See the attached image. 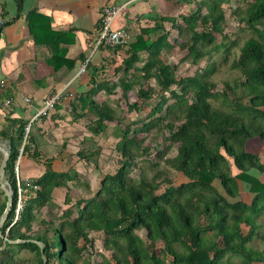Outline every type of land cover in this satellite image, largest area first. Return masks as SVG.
Returning <instances> with one entry per match:
<instances>
[{"label": "trees", "instance_id": "obj_1", "mask_svg": "<svg viewBox=\"0 0 264 264\" xmlns=\"http://www.w3.org/2000/svg\"><path fill=\"white\" fill-rule=\"evenodd\" d=\"M229 1L193 0L192 11L161 18L171 24L169 30L157 23L141 29L135 40L117 47L127 48L115 71L122 77L112 83L93 77L96 92H121L116 101L108 98L102 105L91 95L78 100L97 116L89 130L100 143L110 123L116 124V164L94 189L74 168L56 172L46 162V172L33 181L38 189H29L20 220L7 233L9 241L21 240L17 246L32 253V264L44 262L39 246L29 240L44 243L48 264H264V161L249 149L264 145V0H238L232 11L233 22L245 35L238 54L225 32ZM172 30L184 41L172 39ZM176 46L186 51L182 62L197 67L193 75L179 76L177 64L161 60L163 52ZM216 58L222 59L220 65ZM225 64L237 78L219 90L213 76ZM130 92L140 102H129ZM151 101L145 118L122 124L125 113L138 116ZM24 127L10 124L0 131V140L11 148L6 177L13 189L4 236L17 201L13 167ZM155 132L167 146L156 145L153 154L145 142ZM173 146L177 154L167 157ZM102 150L99 145L78 157L99 170ZM58 188L66 189L60 215L52 212ZM73 189L79 191L77 199ZM6 204L0 190V217ZM45 207L51 210L50 219L42 216ZM138 231L145 232L146 240ZM97 240L102 241L101 251ZM256 240L262 247L253 245ZM3 243L4 256L12 260V245L0 236Z\"/></svg>", "mask_w": 264, "mask_h": 264}, {"label": "crops", "instance_id": "obj_2", "mask_svg": "<svg viewBox=\"0 0 264 264\" xmlns=\"http://www.w3.org/2000/svg\"><path fill=\"white\" fill-rule=\"evenodd\" d=\"M113 4L122 7L113 28H128L132 32L130 41L141 29L156 23L169 30L171 24L161 18H176L195 7L193 0H22L20 6L17 0H0V131L10 124H31L30 144L20 163V181L27 196V182L41 177L48 161L56 172L74 168L84 182L94 186L93 170L78 155L102 145L101 164L106 143H100L90 132L89 126L96 124L97 116L89 112V105L82 108L78 100L91 95L92 101L102 105L108 98L118 97L119 88L116 96L107 95L105 90L96 92L92 84L93 77L109 83L122 77L115 71L127 57V48L96 47L102 8ZM59 92L62 100L56 108L46 116L36 117L44 100ZM27 98L30 102H26ZM7 99L13 102L12 108L3 104ZM22 147L23 143L19 150ZM65 196V188L53 191L55 207L63 205ZM50 211L43 208V218L49 219ZM3 240L12 245L14 257L7 260V246L3 243L0 264L4 257L6 264L33 263L32 253L17 246L21 240Z\"/></svg>", "mask_w": 264, "mask_h": 264}, {"label": "rangeland", "instance_id": "obj_3", "mask_svg": "<svg viewBox=\"0 0 264 264\" xmlns=\"http://www.w3.org/2000/svg\"><path fill=\"white\" fill-rule=\"evenodd\" d=\"M239 5L238 0H230L228 3L225 4V14H226V24H225V32L227 34H231V39L235 44H237V46L233 49V52L235 54L239 53V46L242 44L243 39H245V35L240 34V32L238 31V27L237 25H235V22H233V13L232 11ZM170 28V27H169ZM172 39L173 38H177L179 42L184 41V38L179 37L178 35V31L177 30H172ZM230 40H227L226 42H229ZM186 51H183L180 49V47L176 46L171 52H163L162 56H161V60L169 65H176L178 66V70H177V74L179 76H191L195 73V71L197 70L196 66L190 65L188 62H182V58L185 56ZM217 60V64L220 65V63H222V59L220 58H216ZM207 64V60H203L201 63L202 68H204ZM237 78V73L230 70L229 65L225 64V65H221L219 66V70L218 72L213 76V80L216 82L217 87L219 90H223L225 88V83L228 81H234ZM121 92L118 93V97L120 96ZM118 97H114L111 101H116ZM127 100L129 102H140L136 99L135 93L134 92H130L129 96L127 98ZM154 101L149 102V104L147 105V107L145 108V110L141 111L139 113V115L137 116L134 113H125L122 116V124L124 126H128L131 124V122L136 118V117H140V118H145L146 114L149 112L151 104H153ZM123 110L126 111V106H123ZM115 127L116 124H111L109 130H108V134L106 135V139H105V145H104V149H106V153L104 155V157L102 158V163L100 164V167L102 169L99 170H93L94 174H93V179H94V189H96V187L99 184V180L101 179L102 175H104L105 173L108 172H112L114 170V166L116 164L115 160L116 158V154H112V152H114V148H115V144L116 142L119 140L118 136L116 135L117 132H115ZM155 139V140H154ZM103 142V139L101 140ZM146 145L149 146L150 148H152V152L153 154L156 152V145L160 146V148H163L164 145L167 146L166 143H164L163 138L162 137H157L156 132L152 133L151 135L147 136L146 139ZM114 147V148H113ZM261 145H258L256 147H254L252 145V148H249L250 150L254 151V152H258V153H262L263 157H264V146L261 148ZM151 155L150 158H153L154 155ZM177 154V149L175 146L172 147V149L168 152L167 157H174ZM1 162V161H0ZM96 171V172H95ZM135 173L138 174V171H136ZM150 173L152 174V171H150ZM93 189V190H94ZM71 194L73 196V198L77 199L79 197V191L76 189H73L71 191ZM64 210V206L63 205H58L57 207L53 208V212L57 215H60L62 213V211ZM48 213H46L47 215ZM48 217V216H47ZM51 218V216L49 217V219ZM264 231V229H263ZM138 234L140 235V237L143 240H146V235L144 231H138ZM253 245L255 247H262V244L260 241L256 240ZM96 248L98 250L101 251L102 249V241L97 240L96 241Z\"/></svg>", "mask_w": 264, "mask_h": 264}, {"label": "built area", "instance_id": "obj_4", "mask_svg": "<svg viewBox=\"0 0 264 264\" xmlns=\"http://www.w3.org/2000/svg\"><path fill=\"white\" fill-rule=\"evenodd\" d=\"M122 7L118 5H106L102 8L101 17L98 25V38L96 42V47L107 48V49H115L119 46H124L127 44L132 38V32L127 29H115L113 28V22L116 17L121 12ZM85 71V66L81 68L80 72ZM62 94L54 93L50 97L44 100V103L39 110L36 117L46 116L56 108V106L61 102ZM26 102H30V99L27 98ZM3 104L7 108H12L13 102L11 100H4ZM31 131V124H27L24 127V138H23V147L19 150L18 155L15 160V164L13 167L14 176L16 179V194L17 201L14 208V216L11 221L10 226L6 230V237L8 230L11 226L15 225L21 218V214L25 208L26 202L28 200V196L25 193L24 186L20 181V163L22 156L24 154V147L29 145V136ZM27 186L29 189L36 191L38 188L33 186V182H27Z\"/></svg>", "mask_w": 264, "mask_h": 264}, {"label": "water", "instance_id": "obj_5", "mask_svg": "<svg viewBox=\"0 0 264 264\" xmlns=\"http://www.w3.org/2000/svg\"><path fill=\"white\" fill-rule=\"evenodd\" d=\"M2 29H3V22L0 20V34H1ZM10 151H11V148H10L9 142L0 140V154L2 155V160L0 162V189L7 198L6 209L0 217V236L1 238L5 240H8V238L2 235L1 230L13 208V189H12V186L9 180L6 177V167L8 165V161L10 158ZM13 242H16V241H13ZM29 242L34 243L39 246L41 250L43 262L44 264H48V259L44 253V250H45L44 243L37 241V240H29Z\"/></svg>", "mask_w": 264, "mask_h": 264}]
</instances>
